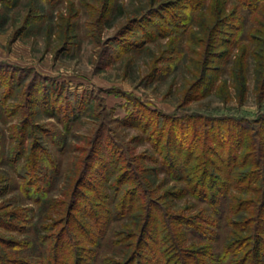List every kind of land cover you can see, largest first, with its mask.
<instances>
[{
	"label": "trees",
	"instance_id": "trees-1",
	"mask_svg": "<svg viewBox=\"0 0 264 264\" xmlns=\"http://www.w3.org/2000/svg\"><path fill=\"white\" fill-rule=\"evenodd\" d=\"M205 1L164 2L149 11L145 24L172 17L189 24ZM234 5L233 12L220 14L217 22L232 26L235 35L247 16L261 14L264 22V0H234ZM261 42L264 46V38ZM260 57L264 69V55ZM209 66L207 56L200 78L185 93L187 101L198 93ZM237 69L243 87L242 61ZM26 72L0 63V117L5 121L16 111L22 113L16 132L9 136L14 143L4 151L0 139V160L15 169L21 195L40 208L36 212L30 206H13V198L0 203V227L27 235L16 242L0 233V264H264V111L256 117L164 112L136 99L131 107L126 105L121 122L144 134L150 152L134 154L101 125L76 164L67 200L52 201L48 188L57 165L36 132H44L57 150L63 149L64 137L34 120L35 105L41 101L46 115L61 122L65 131L91 105L84 92H71L64 83H49L38 74V87L36 80L29 81L22 99L5 106L20 90ZM260 80L264 88V75ZM146 158L166 177L181 182L165 195L191 196L199 204L195 213L171 211L163 195H154ZM5 182L1 176L0 194L10 188ZM89 191L96 198L91 199ZM52 206L61 212L46 222L44 211ZM126 216H131L132 226L114 240L108 235L109 224ZM123 245L129 249L122 257L109 253Z\"/></svg>",
	"mask_w": 264,
	"mask_h": 264
},
{
	"label": "rangeland",
	"instance_id": "rangeland-1",
	"mask_svg": "<svg viewBox=\"0 0 264 264\" xmlns=\"http://www.w3.org/2000/svg\"><path fill=\"white\" fill-rule=\"evenodd\" d=\"M168 1L171 0H0V63L27 69L20 90L5 106L11 107L22 99L21 92L29 81L36 80L38 87L42 81L37 78L41 76L47 77L49 83H64L69 91L79 95L84 92L91 105L66 131L61 122L46 115L40 100L35 105L34 120L60 130L64 137L63 149L57 150L44 132H36L57 165L50 178V200H67L76 164L86 154L87 142L101 125L106 133L127 143L134 154L150 152L144 134L121 122L127 114L126 105L131 107L136 99L164 112L256 117L264 111V88L260 85L264 69L258 64L262 61L260 55H264L261 42L264 34L260 32H264V22L260 11L255 19L246 15L237 35L232 26L217 22L220 14L233 12L234 0H206L193 13L189 24L178 21L180 17L145 24L149 11ZM207 56L210 66L206 80L187 101L185 93L200 78L201 64ZM240 61L243 87L238 80ZM19 111L5 121L0 117L4 151L14 143L9 136L16 132L22 116ZM143 162L151 167L148 176L154 195H163V203L171 211L195 213L199 209L191 196L165 195L181 182L166 177L149 158ZM1 176H5L10 188L0 194V203L13 198V206H30L39 211L35 202L21 195L16 171L4 160H0ZM97 179L92 178L98 185ZM88 193L91 199L96 198L92 191ZM59 208H46L45 221L58 218ZM109 226L108 235L119 239L130 230L131 216L112 220ZM0 233L16 242L27 236L2 227ZM86 245L89 246L88 242ZM127 248L123 245L109 253L120 258Z\"/></svg>",
	"mask_w": 264,
	"mask_h": 264
}]
</instances>
